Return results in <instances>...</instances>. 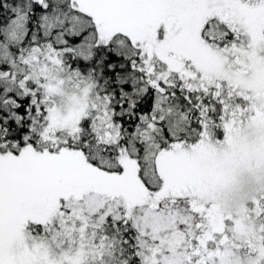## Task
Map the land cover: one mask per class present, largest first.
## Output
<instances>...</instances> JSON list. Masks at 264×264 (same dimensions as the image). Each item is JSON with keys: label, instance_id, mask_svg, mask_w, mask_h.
I'll return each instance as SVG.
<instances>
[{"label": "rangeland", "instance_id": "obj_1", "mask_svg": "<svg viewBox=\"0 0 264 264\" xmlns=\"http://www.w3.org/2000/svg\"><path fill=\"white\" fill-rule=\"evenodd\" d=\"M72 1L92 16L101 43L116 34L128 37L139 49V69L154 80L174 72L193 89H228L248 103L236 106L222 139L206 136L160 152L157 189L141 181L138 162L126 151L118 156L120 172L90 164L81 149L50 151L27 144L0 151V264H92L98 247L105 248V238L97 241L95 229L121 204L123 217L146 206L139 228L148 238L141 243L148 264H264L259 219L264 199V0ZM210 18L226 23L237 38L222 44L204 38L202 29ZM215 31L211 27L207 34L214 38ZM226 35L218 34L220 41ZM39 61L30 77L50 102L48 131L77 136L81 120L94 111L105 142H116L108 96L77 73L64 77L56 56ZM19 175L32 185L26 205L31 211L17 206ZM72 177L81 182H64ZM104 180L132 184L139 194L108 189L99 183ZM178 199L190 200L193 213L169 206L156 212L163 201L172 206ZM29 222L55 228L57 239L32 234ZM97 260H102L101 252Z\"/></svg>", "mask_w": 264, "mask_h": 264}, {"label": "trees", "instance_id": "obj_2", "mask_svg": "<svg viewBox=\"0 0 264 264\" xmlns=\"http://www.w3.org/2000/svg\"><path fill=\"white\" fill-rule=\"evenodd\" d=\"M211 27L217 30L214 38L207 34ZM225 32L228 39L220 41L218 34ZM97 34L92 16L76 9L72 0H0V71L6 74L0 76V151H17L27 144L50 151L62 147L81 149L90 164L110 172L122 171L118 156L126 151L137 160L141 181L157 189L162 182L156 163L160 152L193 145L206 136L213 141L222 139L227 123L237 112L236 106L248 102L224 88L219 93L213 88L193 89L174 72L168 73L165 80H154L153 75L139 69V49L128 37L116 34L104 44ZM202 34L220 44L237 38L226 23L216 18H210ZM55 56L64 77L77 73L108 96L110 119L118 128L116 142H105L94 124V111L81 120L77 136L48 131L50 102L40 83L30 75L34 67L41 66L39 59L51 60ZM64 182L81 181L72 177ZM99 183L108 189L119 187L139 194L132 184L117 180ZM114 201L109 199V203ZM169 204L166 200L159 206L193 213L190 200L178 199L172 206ZM259 204L263 208L259 219L264 232V199ZM145 209L135 207L130 217H123L121 204L107 214L100 228L95 229L97 241L105 238V248H95L92 264H148L146 247L141 244L148 238L139 228ZM27 229L51 242L58 236L55 228L39 223L30 222ZM100 252L103 261L97 260Z\"/></svg>", "mask_w": 264, "mask_h": 264}, {"label": "flooded vegetation", "instance_id": "obj_3", "mask_svg": "<svg viewBox=\"0 0 264 264\" xmlns=\"http://www.w3.org/2000/svg\"><path fill=\"white\" fill-rule=\"evenodd\" d=\"M23 183H22V186H25L24 188H23V191H24V194H21L20 196H18L17 195V200H19L20 202L21 201H26V200H30V199H28V194L29 193H32V190H33V188H32V185L31 184H29L28 182H26V181H22ZM38 184H40V183H38ZM18 186H19V184H18ZM18 186H16V189L14 190V194H16V191H18V189H19V187ZM27 196V197H26ZM24 206V205H27V203H17V206H18V208H19V206Z\"/></svg>", "mask_w": 264, "mask_h": 264}]
</instances>
